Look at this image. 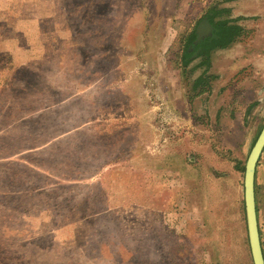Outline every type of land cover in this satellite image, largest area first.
<instances>
[{
  "label": "rangeland",
  "instance_id": "374dc122",
  "mask_svg": "<svg viewBox=\"0 0 264 264\" xmlns=\"http://www.w3.org/2000/svg\"><path fill=\"white\" fill-rule=\"evenodd\" d=\"M214 6L241 35L198 93ZM263 127L264 0H0V264H253Z\"/></svg>",
  "mask_w": 264,
  "mask_h": 264
},
{
  "label": "trees",
  "instance_id": "16d2710c",
  "mask_svg": "<svg viewBox=\"0 0 264 264\" xmlns=\"http://www.w3.org/2000/svg\"><path fill=\"white\" fill-rule=\"evenodd\" d=\"M234 0H224L225 3L232 2ZM231 12L228 8H219L214 6L210 8L203 19H207L212 25L214 32L213 35L207 39H204L200 43H195L197 40L196 28H194L184 39V48L182 53V64L185 68L191 65L195 60L200 59L199 65L204 67L203 73L195 80L193 85L194 91H200V89H205L209 82L215 78V76L209 74L211 68V53L220 49L228 48L241 33V28L237 25H234L235 22L243 19H229L224 18V16L229 15ZM216 19H220L216 21ZM201 93V92H200ZM262 131V130H261ZM261 131L254 140L253 146L256 143ZM253 148V147H252ZM242 172H245V168H241ZM255 192L256 191V177H255ZM257 214L259 221V206L257 201ZM260 229V227H259ZM261 242H262V233L260 230ZM263 247V243H262ZM264 253V249H263Z\"/></svg>",
  "mask_w": 264,
  "mask_h": 264
},
{
  "label": "water",
  "instance_id": "95a60500",
  "mask_svg": "<svg viewBox=\"0 0 264 264\" xmlns=\"http://www.w3.org/2000/svg\"><path fill=\"white\" fill-rule=\"evenodd\" d=\"M213 27L207 19H203L197 26L196 44L213 35ZM264 150V127L254 144L246 165L244 177V202L246 213V224L248 240L252 255L253 264H264V253L260 236L259 221L257 214V202L255 192L256 168Z\"/></svg>",
  "mask_w": 264,
  "mask_h": 264
},
{
  "label": "crops",
  "instance_id": "0c3cea01",
  "mask_svg": "<svg viewBox=\"0 0 264 264\" xmlns=\"http://www.w3.org/2000/svg\"><path fill=\"white\" fill-rule=\"evenodd\" d=\"M241 0H234V1H232V2H229V3H235V2H240ZM243 1V0H242ZM231 11H233V10H231ZM231 13V12H230ZM242 17V15H236V16H233V18L232 19H238V18H241ZM220 19H216V21H219ZM240 21V20H239ZM239 21H237V22H235L234 23V25H237V26H239L240 28H241V26H240V24H239ZM201 23V22H200ZM199 23V24H200ZM240 35H241V33H240ZM239 35V36H240ZM238 38V37H237ZM237 40V39H236ZM235 40V41H236ZM234 41V42H235ZM233 42V43H234ZM231 46V45H230ZM229 46V47H230ZM228 47V48H229ZM228 48H226V49H220V50H227ZM259 101V103L262 101L261 99L260 100H258ZM258 181H259V184L261 185L262 184V191L264 192V150H263V152H262V154H261V157H260V159H259V162H258V165H257V168H256V184L258 185ZM258 206H259V203H258Z\"/></svg>",
  "mask_w": 264,
  "mask_h": 264
},
{
  "label": "flooded vegetation",
  "instance_id": "af4514ba",
  "mask_svg": "<svg viewBox=\"0 0 264 264\" xmlns=\"http://www.w3.org/2000/svg\"><path fill=\"white\" fill-rule=\"evenodd\" d=\"M214 32V31H213Z\"/></svg>",
  "mask_w": 264,
  "mask_h": 264
}]
</instances>
